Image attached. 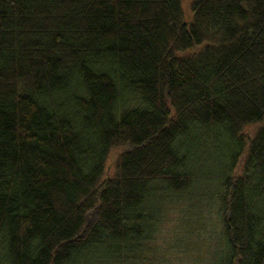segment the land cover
Masks as SVG:
<instances>
[{"label": "trees", "instance_id": "1", "mask_svg": "<svg viewBox=\"0 0 264 264\" xmlns=\"http://www.w3.org/2000/svg\"><path fill=\"white\" fill-rule=\"evenodd\" d=\"M210 184L214 264H264V0H0V264L120 262Z\"/></svg>", "mask_w": 264, "mask_h": 264}, {"label": "rangeland", "instance_id": "2", "mask_svg": "<svg viewBox=\"0 0 264 264\" xmlns=\"http://www.w3.org/2000/svg\"><path fill=\"white\" fill-rule=\"evenodd\" d=\"M208 136L200 137L194 149L197 160L200 156L201 160H206L203 155L215 151L214 138ZM118 153L112 151L110 160ZM202 172L204 170L195 169L194 173L199 177ZM201 189L203 201L198 193ZM215 193V185L210 184L194 187L184 194L166 196L160 220L141 236L135 252L114 264H214L215 256L221 255L217 249L223 248L222 220ZM205 194H211L212 198Z\"/></svg>", "mask_w": 264, "mask_h": 264}]
</instances>
